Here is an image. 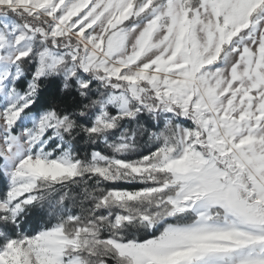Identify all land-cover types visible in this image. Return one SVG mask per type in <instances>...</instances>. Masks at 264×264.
Masks as SVG:
<instances>
[{
    "label": "snow or ice",
    "instance_id": "obj_1",
    "mask_svg": "<svg viewBox=\"0 0 264 264\" xmlns=\"http://www.w3.org/2000/svg\"><path fill=\"white\" fill-rule=\"evenodd\" d=\"M0 185V264H264V0H0Z\"/></svg>",
    "mask_w": 264,
    "mask_h": 264
},
{
    "label": "trees",
    "instance_id": "obj_2",
    "mask_svg": "<svg viewBox=\"0 0 264 264\" xmlns=\"http://www.w3.org/2000/svg\"><path fill=\"white\" fill-rule=\"evenodd\" d=\"M26 70L27 71H31L32 70V65H27L26 66ZM49 87H50V90L53 93H56V90L58 88V82L50 85ZM76 148H77V151L80 153V155L82 157L85 156L86 154H90L91 151H93V150H100V151H104V152L110 151L107 148V146L102 144V143H99V144H96V145H92V144L87 143L85 139H82L80 137H77ZM0 190H3V186L2 185H0Z\"/></svg>",
    "mask_w": 264,
    "mask_h": 264
},
{
    "label": "rangeland",
    "instance_id": "obj_3",
    "mask_svg": "<svg viewBox=\"0 0 264 264\" xmlns=\"http://www.w3.org/2000/svg\"><path fill=\"white\" fill-rule=\"evenodd\" d=\"M3 190H0V194H2Z\"/></svg>",
    "mask_w": 264,
    "mask_h": 264
}]
</instances>
